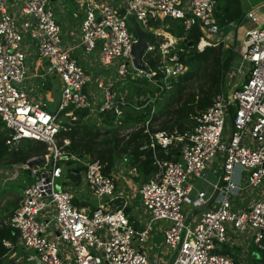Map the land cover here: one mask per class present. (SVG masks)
<instances>
[{"label":"built area","instance_id":"1","mask_svg":"<svg viewBox=\"0 0 264 264\" xmlns=\"http://www.w3.org/2000/svg\"><path fill=\"white\" fill-rule=\"evenodd\" d=\"M49 1L24 0L17 18L9 10L10 0H0V117L11 129L5 143L11 147L30 139L45 144L43 154L28 158L43 156L40 163L20 164L30 168L32 180L8 219L22 247L34 250L28 256L32 264H161L160 253L144 246L158 220L162 221L157 228L163 244L173 250L168 264H239L238 258L222 251L232 231L263 248L264 0L251 4L237 21L227 24L225 35L230 30L232 41L240 42L227 66L235 77L240 76L230 92L222 91L197 113L190 131H151L145 123L149 140L141 149L157 145L169 149L177 142L181 146L178 159H156L159 170L142 182L138 200L146 213L139 227L124 206L111 207L117 196L116 163L104 172V163L97 157L81 160L80 155L68 154L59 144L58 130L76 117L73 108L88 109L83 121L113 107L119 113L112 90L116 79L145 75L155 80V70L144 58L146 69L133 64L131 46L136 35L129 27L131 16L152 30L157 28L148 23L165 17L181 19L186 30L195 25L201 31L196 47L202 50L228 41L214 14L216 0H79V38L71 44L63 40ZM174 42L165 40L159 45V78L166 87L187 67L176 51L170 52ZM29 43L33 53L45 59L40 69L26 65L25 45ZM153 48L148 42L147 50ZM78 49L94 51L102 65H114V75L92 79L75 54ZM55 77L60 81L59 97L55 111H49L38 98L39 87ZM36 89V96L29 93ZM68 141L63 138V143ZM218 153L219 176L199 186L197 179H206L205 171L211 169ZM68 159L83 163L82 179L74 186L86 193L83 199H94V203L79 205L74 201V186L58 181L65 168L70 170ZM216 189L208 206L194 213ZM186 203H190L189 212L184 210Z\"/></svg>","mask_w":264,"mask_h":264},{"label":"trees","instance_id":"2","mask_svg":"<svg viewBox=\"0 0 264 264\" xmlns=\"http://www.w3.org/2000/svg\"><path fill=\"white\" fill-rule=\"evenodd\" d=\"M243 12L242 0H216L214 6V14L220 26L237 21ZM148 25L160 28L176 38L169 47L170 52L178 53L179 60L186 64V69L171 78L168 87L161 83L158 64L159 45L163 39L154 34L152 29L147 28V41L154 44V48L147 50L143 58L147 66L155 70L153 75L155 80H149L145 75L116 79L112 90L119 113L113 107L99 113L98 118L83 121L82 118L88 113V109L73 108L76 117L63 122L57 133L59 144L68 154L80 155L81 160L97 157L104 163V172L111 171L118 158H124L130 168L136 169L135 178L140 177L142 182L153 178L159 170L156 159L163 161L178 159L181 146V143L177 142L169 149H164L160 145L155 149L151 147L141 149L140 146L149 140L148 132L144 131L145 123L148 121L147 126L151 131L161 129L181 134L192 130L194 116L205 110L212 104L214 98L222 93L221 76L232 59V48L224 47L222 42L206 45L202 50H198L196 44L201 36L200 29L195 25L188 30L184 29L181 19L165 17L152 20ZM129 27L134 32L131 23ZM189 42L192 44L189 45ZM10 132L11 129L0 117V170L14 169L17 166L18 175L24 173L28 178L30 168L20 166L18 163H26L28 158L43 154L45 144L41 141L21 139L9 147L5 139ZM63 138H68V143H63ZM66 164V167L70 166V170L65 168L64 174L75 184H79L82 179L83 163L76 159H68ZM73 168H77L78 171H73ZM23 181L20 192L4 190L0 199V264H12V259H7V256L19 245L18 233L8 224V219L18 206L22 192L29 183ZM120 199L121 197H118L113 200V208L122 204ZM74 201L79 205L84 204L76 199ZM124 209L126 212L129 211L128 206ZM130 218L134 225L139 227L137 220L132 216ZM7 241L10 244L7 245L5 243ZM251 249L254 264H264V247L258 249L253 245ZM222 251L237 258L235 252L226 247V244L223 245ZM255 253L257 255H254Z\"/></svg>","mask_w":264,"mask_h":264},{"label":"rangeland","instance_id":"3","mask_svg":"<svg viewBox=\"0 0 264 264\" xmlns=\"http://www.w3.org/2000/svg\"><path fill=\"white\" fill-rule=\"evenodd\" d=\"M253 1L254 0H242L243 11H246ZM49 5L56 15L58 14V11H57L58 5H61L67 9L69 8V10L71 12L74 9L72 0H50ZM140 25L145 30L148 28V27L144 26L143 24H140ZM225 25H227V24H225ZM225 29H226V27H225ZM225 29H223V31H225ZM155 30L158 31L159 35L158 34H156V35L159 37L161 36V39H163L162 40L163 42L165 40H167L168 42H172L170 37L168 36V34L165 33V31H163L160 28H157ZM155 30H153V31L155 32ZM242 30H243L242 27L240 29H238V34H241ZM77 36L79 37V35H77ZM239 43L240 42L238 40L237 41V47L238 48L240 47ZM28 52H29V54L26 58V65L29 68L31 67L29 65V63H34L36 60L41 62V63H43L45 61V59H43L41 57L40 58L37 57L36 54H34V53L32 54L31 49H28ZM75 54L78 55V57H80L82 62L83 61L86 62V65H88V67H87L88 73L90 74L92 79H95L97 75H100V76L105 75V76H109V77L114 75V72H115L114 65H109V66L106 65L105 66V65L100 64V62L96 58V53L94 51L90 52V53H83V52H80V50L78 49L75 51ZM90 62L93 65H90ZM33 68H35V67H33ZM239 79H240V76L235 77V75L232 74L231 71L227 70V72L225 74V82H224L225 92H230L233 85L238 83ZM51 83H52L51 84L52 86L47 90L39 87L40 92H41V94L39 95L40 96L39 100L45 101L47 103V106H46L47 110L55 111L56 106H57V102H58V97H59L60 81L57 77L51 78ZM23 86L24 87L26 86V84L24 82H23ZM92 91H93V88H92ZM95 92L98 94L100 92V90L95 88ZM29 93L32 95L34 94L36 96L38 93V89H36V93H35V91H29ZM62 113L63 112L60 113L61 116H62ZM24 140H28V139H24ZM219 158H220V153H218L216 155V157L211 160V163H210L211 169L208 170L207 172L205 171V174H204V177L206 179H203V178L197 179L196 182L199 186L203 187L204 184L208 180H215L219 176L220 168H221V166L218 163ZM19 164H21V163H18V165ZM116 166H117V169L115 171V174L117 175V179H116V183L118 184L117 188H118V190H124L127 193V197L129 199L132 198V200H135L134 204H132V210H131L132 211V215H131L132 218H134L135 220H137V219L143 220L146 212L142 208V206L140 205L139 200H138L139 199V189H140V186L142 184V180L140 177L135 178L134 175H136V173H137L136 169L130 168L125 163L124 158H121V157L118 158L116 161ZM16 171H17L16 166L14 169H6L4 171L0 170V199L3 197L4 190L8 191L11 189V190L20 192V189H21L20 187L22 185V182H24L23 180H26L27 183L28 182L30 183V181L32 180V177L30 175V170H29L28 178L26 177V175L24 173H20V175L17 174L18 176H15ZM121 179H123V180H121ZM192 180H194V179H192ZM58 181H66V182H69L70 184H72L73 186L75 185V183H73V181H71L65 174H63L60 178H58ZM248 190H250V189L246 188L245 191H248ZM94 202H95V200L93 199L92 203H94ZM112 204H111V207L113 206ZM189 206H190V203L185 204V207H184L185 212L190 211ZM161 222H162L161 220L154 222V224H153L154 229L151 232L150 240L144 246L151 252L160 253L162 261L164 259L165 262H167L172 258L173 250L171 248H169L168 246L163 244V235H162L161 231L158 230V228H157V225H161ZM228 236H229L228 244H230L231 239H234V238L240 239L243 244H244V240L242 238H244V239L246 238L245 240H247V242H249V243H247V245L251 246V244H252L251 239L244 237V235L242 233L232 231L231 233L228 234ZM240 236H242V238ZM20 246H22V244L19 241V245H18L17 249L14 252L10 253L7 256V259H17L18 260L21 257H23V255L25 254V256H24L25 259L20 264H32L33 262L30 261V259H28V256H32L34 250L32 248H25L24 254H23L22 248ZM240 248H241V251L239 253L238 250ZM247 249H248V247H247ZM247 249L243 250V246L241 247V245H238L237 251L235 249V254H236L235 256L238 258L239 264H254L253 258L251 257L252 253H253L252 249H250V250H247Z\"/></svg>","mask_w":264,"mask_h":264},{"label":"crops","instance_id":"4","mask_svg":"<svg viewBox=\"0 0 264 264\" xmlns=\"http://www.w3.org/2000/svg\"><path fill=\"white\" fill-rule=\"evenodd\" d=\"M24 0H10V4H9V10H10V12L13 14V15H15L17 18H19V12H18V10H19V6H20V4L23 2ZM73 1V6H74V9L72 10V12L69 10V8L67 9V8H64L63 6H61V5H58V14L56 15L55 13V17H56V19H57V21L60 23V25H61V33H62V37H63V40L65 41V43H67V44H71L72 42H74V41H76V40H78V36L77 35H79V23H80V19H81V16H82V11L79 9V3H78V0H72ZM77 3H76V2ZM259 0H254L251 4H253V3H256V2H258ZM74 11H75V13H74ZM225 27H228V25H224V26H222V34L223 35H225V33H226V29H225ZM223 29H225V31H223ZM165 33H167L168 34V36L170 37V39H171V41H174V39H175V41H176V38L174 37V36H172L170 33H168V32H166L165 31ZM231 34H233V32H231L230 30H229V34L228 35H225V36H227V42H222L223 43V46L224 47H229L230 45V47L232 48V46H233V41H232V38H233V36L231 35ZM234 35V34H233ZM240 35V34H239ZM172 37V38H171ZM215 39V37L213 38V40ZM167 43H171V42H168L167 41ZM226 44H230V45H226ZM25 48H27V56H28V54H29V52H28V49H31L32 50V54H33V48H32V46H31V43H29V45H25ZM34 58V57H33ZM39 63H41V62H39V61H35L34 63H29V65L31 66L30 68L32 69L33 67H35V68H37V69H40L41 68V66L39 65ZM85 66H86V68L88 67V65H86V62L85 61H83L82 62ZM41 64H44V62L43 63H41ZM90 65H93L91 62H90ZM88 69V68H87ZM56 78V77H55ZM49 79H51V78H49ZM48 79V80H49ZM52 83H51V81H47V83H46V85L43 87V89H45V90H47V89H49L52 85H51ZM60 87V86H59ZM40 94H41V92H40ZM39 94V95H40ZM38 98H40V96H38ZM20 165V164H19ZM21 166V165H20ZM17 167V166H16ZM133 168V167H132ZM4 171V170H3ZM18 172H19V169H18V167H17V174H18ZM17 174L15 175V176H17ZM137 174V173H136ZM5 180V179H4ZM121 180H123V179H121ZM74 190L76 191L75 193V198H76V200L78 201V202H83L84 204H86V203H88V202H92V199L91 198H89V199H83V197L82 196H85V192H80L79 191V189H78V187L77 186H74ZM115 193H116V197L115 198H118V197H121V199L119 200V201H121L122 202V204H120V206L122 205V206H128L129 207V211H128V213L130 214V216L132 215V204H134V202H135V200H132V198H128L127 197V193L124 191V190H118V188H116V191H115ZM22 194H23V192H22ZM19 204V203H18ZM118 206V205H117ZM137 222H138V225L140 226L141 225V221L140 220H138L137 219ZM241 238H242V236H240ZM243 240H244V244L241 242V240L240 239H238V238H234V239H231V243L230 244H226V247H228V248H230V249H232L234 252H235V249H236V251H237V247H238V245H241V247L243 246V250L244 249H247V247H248V249L247 250H250L251 249V247L254 245L253 244V242H252V244H251V246H249V245H247V243H249V242H247V240H245L244 238H242ZM19 241V240H18ZM237 241V242H236ZM21 248H22V253L24 254V250H25V248H23L22 246H21ZM240 251H241V248L238 250V252L240 253ZM152 253H154V252H152ZM254 255H256V254H254ZM24 256H25V254L23 255V257H21L20 259H16L17 261H19V262H17V264H20L21 262L20 261H24ZM171 260V259H170ZM170 260L169 261H167V262H165V260L163 259V264H168L169 262H170Z\"/></svg>","mask_w":264,"mask_h":264},{"label":"water","instance_id":"5","mask_svg":"<svg viewBox=\"0 0 264 264\" xmlns=\"http://www.w3.org/2000/svg\"><path fill=\"white\" fill-rule=\"evenodd\" d=\"M130 23H131V26H132L135 34H136V40L133 41L132 46H131V53L133 55V59H132L133 64L137 68L146 69L147 66L143 62V55L147 51V43H148L147 31L139 24V22L136 20V18L134 16L130 17ZM184 40H186V39L184 38ZM191 44L192 43L189 42V45H191ZM236 50H237V42H236V39H234L233 46H232V59L235 57ZM226 71H227V68L225 69V72ZM225 72L221 76V87H222L223 91H224ZM16 85L19 86V83L16 82ZM42 160H43V156L33 157L27 161V164L33 165V164H36ZM216 193H217V189L214 191L213 195L211 196V198L207 202H205L204 204H202V205H200L194 209V213L199 212L203 208L207 207L209 202L212 200V198L215 196ZM17 262H19V261H17L16 259L11 260L12 264H17ZM20 262H22V261H20Z\"/></svg>","mask_w":264,"mask_h":264}]
</instances>
